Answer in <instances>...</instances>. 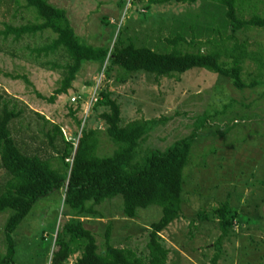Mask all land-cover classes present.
Masks as SVG:
<instances>
[{
  "label": "rangeland",
  "instance_id": "obj_1",
  "mask_svg": "<svg viewBox=\"0 0 264 264\" xmlns=\"http://www.w3.org/2000/svg\"><path fill=\"white\" fill-rule=\"evenodd\" d=\"M47 1L65 11L81 42L109 48L118 31L124 27L127 28V35L137 36L139 45L161 47L163 39L183 19L184 14L197 12L200 6L199 1L194 4L169 2L155 5H146L147 0ZM245 1L255 2V8L246 7L243 10L246 17L253 13L264 15V0ZM35 21L33 12L24 7L23 0L9 7L0 5V92L14 98L19 106L39 113L49 124L59 126L68 140H74L79 134L81 124L77 122L81 119L85 122V129H104L100 114L106 107L96 105L101 93H107L119 106L120 125L137 120L163 119L164 123L150 132L142 145L161 150L188 135L198 115L211 114L220 106L222 109V105H229L219 118L212 120V126H206L215 131L217 137L199 140L192 150L185 171V190L189 191V198L186 197L183 206L185 218L171 223L160 232L162 244L169 250L166 264H211L214 254L212 243L219 234L214 223L195 221L193 225L188 224V218L200 207L199 197L191 188L194 180L200 181L201 189H205L203 200H211L207 210L224 199L221 194L231 193V208L235 214H241L246 224L235 221L233 230L236 235L224 245L216 264H264V28L238 31L234 33V40L226 42L231 45L234 41L245 40L247 50L254 55L253 59H246L243 64L241 81L246 87L242 90L229 81L218 85L214 72L196 68L162 78L135 73L125 82L118 83L114 81V73L109 78L104 75V68L99 63L86 62L76 73L67 93L58 95L53 103H49L35 92L49 97L59 86L62 75L60 71L42 67L40 62L64 65L66 58L57 54L46 58L41 56L38 60L33 49L47 44L53 34L39 32L24 35L19 40L4 34L9 26L18 27ZM216 28L214 24L209 25V29L198 34L202 51H208L211 45L223 44L230 32L227 28L226 33H213ZM207 39L211 40L210 45L205 44ZM251 83L254 85L249 87ZM26 119H30L29 113ZM113 148L114 145L102 135L97 153L107 155ZM196 164L202 165V171L195 169ZM3 177L0 169V184ZM63 191L54 192L36 203L12 234L15 249L13 264H50L56 230L64 220L60 216ZM121 203L120 197L106 200L96 208L105 215L110 212L109 218H82L83 224L95 233L96 243L101 244L106 223L115 220L113 224L117 231L112 233L120 232V235L127 234L128 237L114 238L115 241L111 239L110 243L129 247L144 257L147 254L148 231L135 232L134 227H126L122 231V225L128 224V220L121 217ZM9 215V211L0 213V255L6 251L3 227ZM160 216V207L149 205L137 210L133 222L136 227L149 228ZM77 256V253L69 256L64 264H72Z\"/></svg>",
  "mask_w": 264,
  "mask_h": 264
},
{
  "label": "trees",
  "instance_id": "obj_2",
  "mask_svg": "<svg viewBox=\"0 0 264 264\" xmlns=\"http://www.w3.org/2000/svg\"><path fill=\"white\" fill-rule=\"evenodd\" d=\"M198 1V11L186 12L163 39L161 47L139 45L136 35H127L126 27L118 31L111 48L85 44L70 26L65 11L47 0H23L24 7L33 12L35 23L9 26L4 34L18 40L24 35L39 32L53 34L47 44L33 49L38 60L41 56L46 58L57 54L66 58L64 65L40 62L42 67L60 71L62 75L59 86L49 97L35 92L49 103H53L58 95L67 93L76 73L86 62L99 63L104 68V75L109 78L114 73V81L118 83L125 82L135 73L162 78L196 68L214 72L218 85L229 81L235 88L244 89L245 82L241 81L243 64L246 59H253L254 55L247 50L245 40L234 41L231 45L226 42L234 40V33L238 31L264 28V15L253 13L246 17L243 14L246 7L255 8L254 1L147 0L146 5L169 2L194 4ZM14 2L19 3V0H0V5L9 7ZM213 24L215 28L218 25L213 33H226L227 28L230 32L222 41L225 45L214 44L204 52L197 37ZM210 41L207 39L205 44L210 45ZM23 79L30 85L26 78ZM253 85L251 83L249 87ZM96 105L106 107L100 114L104 129H85V122L82 124V119L78 120L80 135H77L74 146L73 141L63 136L59 126L49 124L39 113L19 106L14 98L0 92V169L4 173L0 184V213L10 212L3 227L6 251L0 255V264H13L15 249L12 234L34 205L62 189L60 216L64 220L56 230L50 264H64L75 253L78 256L72 264H166L169 250L162 244L160 232L171 223L185 218L183 206L186 197L189 198V191L185 190V171L192 150L199 140L217 137V133L206 126H212V120L219 118L229 105L224 104L222 109L220 106L211 114L198 115L193 130L163 150L142 147L148 134L164 123L163 119L137 120L120 125L119 106L107 93H101ZM27 113L30 119H26ZM102 135L114 145L107 155L97 153ZM195 169L202 171V165L196 164ZM198 182L194 180L191 188L199 197L200 207L188 218V224L193 225L195 221L214 223L219 234L212 243L214 254L211 264H216L224 245L236 235L233 230L235 221L244 223V220L231 208V193L221 194L224 199L207 210L211 200H203L205 189L202 190ZM115 197L121 198V217L128 220V224L122 225V231L126 227L136 228L135 232L148 231L147 254L144 257L129 247L110 243L111 239L115 241L114 238L128 237L127 234L120 235V232L112 233L117 231L113 224L115 220L106 223L101 244L96 243L95 233L83 224L82 218H109L110 212L105 215L96 206ZM149 205L160 207V218L149 228L136 227L133 219L137 210Z\"/></svg>",
  "mask_w": 264,
  "mask_h": 264
},
{
  "label": "built area",
  "instance_id": "obj_3",
  "mask_svg": "<svg viewBox=\"0 0 264 264\" xmlns=\"http://www.w3.org/2000/svg\"><path fill=\"white\" fill-rule=\"evenodd\" d=\"M73 101H74V99H73ZM84 122L82 121V124H83ZM79 135H80V132H79V134H78V137H79ZM73 141V145L75 146L76 145V143H77V139L76 138H74V140H72Z\"/></svg>",
  "mask_w": 264,
  "mask_h": 264
},
{
  "label": "crops",
  "instance_id": "obj_4",
  "mask_svg": "<svg viewBox=\"0 0 264 264\" xmlns=\"http://www.w3.org/2000/svg\"><path fill=\"white\" fill-rule=\"evenodd\" d=\"M236 264V263H235Z\"/></svg>",
  "mask_w": 264,
  "mask_h": 264
}]
</instances>
